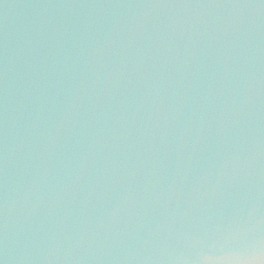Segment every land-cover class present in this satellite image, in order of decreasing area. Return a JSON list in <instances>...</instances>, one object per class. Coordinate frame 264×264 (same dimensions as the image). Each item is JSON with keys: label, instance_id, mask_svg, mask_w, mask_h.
<instances>
[{"label": "water", "instance_id": "95a60500", "mask_svg": "<svg viewBox=\"0 0 264 264\" xmlns=\"http://www.w3.org/2000/svg\"><path fill=\"white\" fill-rule=\"evenodd\" d=\"M3 264H264V0H0Z\"/></svg>", "mask_w": 264, "mask_h": 264}, {"label": "snow or ice", "instance_id": "6c2138e0", "mask_svg": "<svg viewBox=\"0 0 264 264\" xmlns=\"http://www.w3.org/2000/svg\"><path fill=\"white\" fill-rule=\"evenodd\" d=\"M0 264H3V261H0Z\"/></svg>", "mask_w": 264, "mask_h": 264}]
</instances>
